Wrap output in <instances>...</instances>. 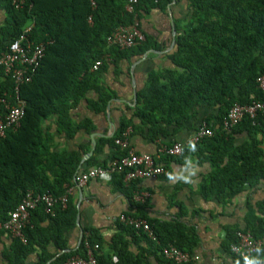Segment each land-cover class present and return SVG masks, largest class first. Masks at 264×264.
<instances>
[{
    "label": "trees",
    "instance_id": "1",
    "mask_svg": "<svg viewBox=\"0 0 264 264\" xmlns=\"http://www.w3.org/2000/svg\"><path fill=\"white\" fill-rule=\"evenodd\" d=\"M171 1L139 0L135 12L131 13L126 10L127 0H27L19 9L13 0H0V8L6 12L5 23L0 26V54L7 51L10 43L31 23L29 39L48 43L32 80L20 86V95L27 101L21 125L0 137L1 222L10 217L29 190L61 196L67 187L75 184L83 155L80 151H54L53 125L69 138L84 126L94 127L89 119L81 124L73 121L72 112L90 91L100 92L91 107L106 108L113 94L101 83L100 71L108 63H116L130 54L140 55L157 46L145 33L138 45L127 49L108 45V36L118 26L133 23L135 14L140 18L142 12L152 8L165 9ZM190 1L193 18L184 26H178L175 49L168 55L174 67L152 70L148 74L146 85L138 94L136 116L149 128L151 136L157 138L166 135L169 125L183 126L202 102L216 108L218 113L204 121L213 135L197 142V151L192 155L200 163L209 162L212 166L201 182L204 198L216 197L227 204L264 180V113L255 119L246 115L231 132L223 126L234 104L264 102V90L258 82V77L264 75V0ZM97 60L102 63L92 71ZM14 87L13 80L0 70V94L14 93ZM130 124V119H123L113 137L101 139L96 152L106 142L116 145L115 139ZM243 135L248 138L239 143ZM123 153L120 150V155ZM189 155L185 148L182 156ZM177 158L179 156L162 154L159 161L168 169L166 161ZM89 159L91 166L106 165L96 162L95 154ZM125 174L117 171L112 175L117 187L133 201V191L140 179L126 183ZM147 201H136V211L127 213L145 218L156 239L118 222V229L109 242L100 229L86 227L76 249L69 248L68 240V232L77 224L78 208L73 196L66 208L57 204L54 214L47 213L44 204L39 203L31 211V222L24 229L26 242L13 237L5 253L7 264H27L33 254L37 255L34 264H63L74 255L85 256L86 239L91 244H100L99 264H151L149 255H154L158 264H178L165 257L163 248L174 244L194 253L199 244L198 232L193 225L181 220V216L171 220L148 216ZM180 207L181 213L187 214L184 207ZM245 219L243 227H226L223 245L234 255L236 264H246L245 258L264 264V244L257 254L245 258L232 251L241 230L250 231L255 238L264 241V199L255 205L248 204ZM137 233L147 239V255L135 254L130 248L129 236L136 237Z\"/></svg>",
    "mask_w": 264,
    "mask_h": 264
},
{
    "label": "crops",
    "instance_id": "2",
    "mask_svg": "<svg viewBox=\"0 0 264 264\" xmlns=\"http://www.w3.org/2000/svg\"><path fill=\"white\" fill-rule=\"evenodd\" d=\"M193 15L194 8L190 0H172L165 9L152 8L149 12H142L140 28L143 35L150 36L157 42V46L140 55L134 53L116 63H108L98 75L103 86L113 94L106 108L96 110L91 107V102L99 99L100 92L90 91L72 112L73 121L81 124L89 119L94 127L89 129L84 126L73 138H69L59 133L53 125L55 136L53 150L80 151L84 156L93 149L92 133H99L96 136L97 147L102 143V138H111L116 134L123 119H130V141L134 149L139 153L156 155L172 140L187 141L208 116L218 113L216 108L202 102L195 107L193 115L183 126L169 125L166 135L157 138L151 136L149 128L144 127L141 119L136 116L138 94L145 87L148 74L152 70L174 67L168 55L175 49L173 41L178 32L177 28L191 21ZM5 20L6 12L0 8V26ZM173 27H176V33ZM247 138L248 136L243 135L238 141L240 143ZM116 145L106 142L101 145L99 152H96L95 148L92 156L95 154V160L99 164L108 165L121 156L122 149ZM193 158L198 165L194 183H171L168 182L167 175H161L140 179L133 193L137 189L150 193L146 207L148 216L159 220H171L181 216V220L195 227L199 235V244L195 251L200 256L197 264H236L234 255L223 245L226 227L246 225L248 204L255 205L264 199V180L255 188H247L227 204H222L216 197L205 199L201 192V182L211 172L212 166L209 162L200 163L195 156ZM184 159L185 156L182 155L177 159H168L166 161L168 171H179ZM90 162V159L81 160L79 171L92 167ZM107 177L92 179L86 185L76 187L71 194L76 200L81 218L80 226L76 224L68 232L70 249L78 248L82 231L85 234V228L90 226L100 229L105 240L109 242L118 229L116 225L119 222L118 217L124 212L136 211V200L132 201L117 187L114 175ZM181 205L187 214L181 213ZM12 242L13 237L9 233H0V264H7L5 253L10 249ZM129 242L135 254L147 255L145 249L149 248V244L141 233H137L133 238L129 236ZM36 258L37 255L33 254L27 260V264H34ZM149 260L151 264H158L154 255H149Z\"/></svg>",
    "mask_w": 264,
    "mask_h": 264
},
{
    "label": "built area",
    "instance_id": "3",
    "mask_svg": "<svg viewBox=\"0 0 264 264\" xmlns=\"http://www.w3.org/2000/svg\"><path fill=\"white\" fill-rule=\"evenodd\" d=\"M138 2L139 0H127L126 10L131 13L135 12ZM26 3L27 0H13V4L17 9L23 8ZM32 27L33 23L28 24L21 35L10 43L7 51L0 54V70L10 77L15 84L14 93L4 92L0 94V137H4L9 129H17L21 125L27 101L20 95V86L32 80L45 55L48 43L44 41L35 43L28 37ZM143 39L140 18L135 14L134 22L129 25L118 26L108 36L107 42L110 46L127 49L138 45ZM101 63L102 60H97L92 66V71L97 70ZM258 82L264 90V75L258 77ZM260 113H264V102L255 101L248 105L236 103L229 109L224 118V129L231 132L233 127L246 115L251 119H255ZM130 135L131 129L128 127L122 135L115 139V143L124 152L123 155L108 165H95L81 171L75 179V184L67 187L66 192L61 196H55L50 192L36 194L29 190L18 206L10 213V217L5 222L0 221V230H4L12 237L20 238L23 242H26L24 229L31 222V211L39 203L44 204L47 213L54 214L57 204H60L63 208L67 207L69 198L76 187L84 186L92 179L109 176L117 171L126 172V183L166 175L169 171L159 161L162 154L180 156L184 153V146L187 143V141H175L172 146L166 145L156 155L138 153L131 144ZM211 135H213V130L206 123H203L190 138H194L197 143ZM149 197L150 193L147 190H136L134 194V199L138 202L144 203ZM118 221L137 230H142L148 233L152 239H156L152 226L145 218L124 212L118 217ZM238 239V242L232 245V251L243 258L257 254L264 244L263 239L255 238L250 231H238ZM84 242L85 256L74 255L63 264H99L97 253L100 244H91L87 239ZM163 254L178 264H197L200 259V256L195 252L190 253L182 250L174 244L165 246ZM114 261H117V257H114Z\"/></svg>",
    "mask_w": 264,
    "mask_h": 264
},
{
    "label": "clouds",
    "instance_id": "4",
    "mask_svg": "<svg viewBox=\"0 0 264 264\" xmlns=\"http://www.w3.org/2000/svg\"><path fill=\"white\" fill-rule=\"evenodd\" d=\"M187 149V152L190 154L185 157L183 166L179 169V171H173L167 173V180L171 183H179L183 182L185 184L194 183V178L198 172V165L194 161L193 155L197 151V143L194 138H189L187 140L186 145L184 146ZM107 179L108 177L105 176ZM246 259V264H257L256 261ZM239 264V262H237Z\"/></svg>",
    "mask_w": 264,
    "mask_h": 264
},
{
    "label": "water",
    "instance_id": "5",
    "mask_svg": "<svg viewBox=\"0 0 264 264\" xmlns=\"http://www.w3.org/2000/svg\"><path fill=\"white\" fill-rule=\"evenodd\" d=\"M173 31L176 33V27H173ZM173 44L174 45L176 44V36L174 37ZM98 134L99 133H97V132L92 133L91 138H92L93 149L90 152L84 154V156L82 158L83 161L89 159L90 156H92V154H93V152H94V150L96 148V136H98ZM103 136L109 137L107 134H103ZM80 218H81V214L78 213L77 214V224L79 226H80ZM83 236H84V231H82V234H81V237H80V241H79V245L81 244V242L83 240ZM68 250H70V249H68ZM64 251H66V250H64Z\"/></svg>",
    "mask_w": 264,
    "mask_h": 264
}]
</instances>
